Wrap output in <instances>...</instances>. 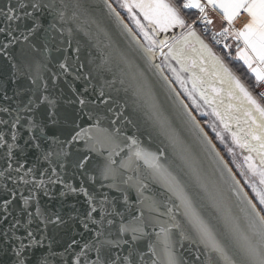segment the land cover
Here are the masks:
<instances>
[{
	"label": "snow or ice",
	"instance_id": "6c2138e0",
	"mask_svg": "<svg viewBox=\"0 0 264 264\" xmlns=\"http://www.w3.org/2000/svg\"><path fill=\"white\" fill-rule=\"evenodd\" d=\"M262 85L264 0H0V264H264Z\"/></svg>",
	"mask_w": 264,
	"mask_h": 264
},
{
	"label": "crops",
	"instance_id": "0c3cea01",
	"mask_svg": "<svg viewBox=\"0 0 264 264\" xmlns=\"http://www.w3.org/2000/svg\"><path fill=\"white\" fill-rule=\"evenodd\" d=\"M193 14H195V10H193ZM211 18L215 21L213 27L215 29H220L221 24L223 23L221 16L219 13H213L211 15ZM233 55H234V50H233ZM231 66L233 67L234 71L238 75L241 76V79L246 82L247 84H254V77L252 74L247 70L246 66L243 65L241 61H232Z\"/></svg>",
	"mask_w": 264,
	"mask_h": 264
},
{
	"label": "built area",
	"instance_id": "2783aa9c",
	"mask_svg": "<svg viewBox=\"0 0 264 264\" xmlns=\"http://www.w3.org/2000/svg\"><path fill=\"white\" fill-rule=\"evenodd\" d=\"M247 17L246 16H241L235 23V27L237 29H240L242 28L244 22L246 21ZM211 31H215L214 27L211 26ZM229 43H233L231 40L229 41ZM234 50V49H233ZM254 92L255 94L258 93V92H264V85H262L261 87L259 88H254Z\"/></svg>",
	"mask_w": 264,
	"mask_h": 264
},
{
	"label": "rangeland",
	"instance_id": "374dc122",
	"mask_svg": "<svg viewBox=\"0 0 264 264\" xmlns=\"http://www.w3.org/2000/svg\"><path fill=\"white\" fill-rule=\"evenodd\" d=\"M215 29V28H214ZM219 29H215V31H218ZM253 91H254V89H253ZM254 94H255V92H254ZM209 134H211V133H209ZM228 158V157H227ZM228 159H230V158H228ZM232 166V165H231ZM234 171H235V169H233ZM243 182V181H242Z\"/></svg>",
	"mask_w": 264,
	"mask_h": 264
},
{
	"label": "trees",
	"instance_id": "16d2710c",
	"mask_svg": "<svg viewBox=\"0 0 264 264\" xmlns=\"http://www.w3.org/2000/svg\"><path fill=\"white\" fill-rule=\"evenodd\" d=\"M211 135V134H210ZM226 159H228L227 157H225ZM231 165V164H230Z\"/></svg>",
	"mask_w": 264,
	"mask_h": 264
},
{
	"label": "water",
	"instance_id": "95a60500",
	"mask_svg": "<svg viewBox=\"0 0 264 264\" xmlns=\"http://www.w3.org/2000/svg\"><path fill=\"white\" fill-rule=\"evenodd\" d=\"M230 166V165H229ZM231 167V166H230Z\"/></svg>",
	"mask_w": 264,
	"mask_h": 264
}]
</instances>
